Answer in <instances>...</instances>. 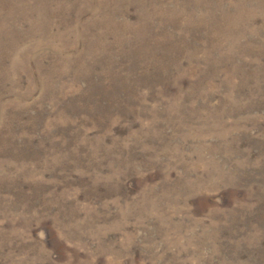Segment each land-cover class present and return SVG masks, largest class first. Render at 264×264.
I'll return each instance as SVG.
<instances>
[{"label": "rangeland", "instance_id": "rangeland-1", "mask_svg": "<svg viewBox=\"0 0 264 264\" xmlns=\"http://www.w3.org/2000/svg\"><path fill=\"white\" fill-rule=\"evenodd\" d=\"M0 264H264V0H0Z\"/></svg>", "mask_w": 264, "mask_h": 264}]
</instances>
